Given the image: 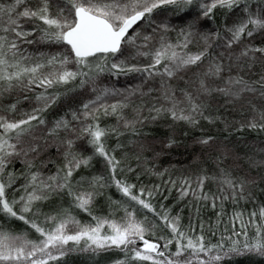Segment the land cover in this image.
I'll use <instances>...</instances> for the list:
<instances>
[{"label":"trees","instance_id":"16d2710c","mask_svg":"<svg viewBox=\"0 0 264 264\" xmlns=\"http://www.w3.org/2000/svg\"><path fill=\"white\" fill-rule=\"evenodd\" d=\"M118 1L0 0V167L15 210L0 205V233L41 247L65 225L131 221L136 244L42 264H264V0ZM82 7L114 27L144 17L118 54L78 59L63 35ZM80 182L100 191L88 211ZM16 193L53 212L24 211ZM143 242L167 261L140 257Z\"/></svg>","mask_w":264,"mask_h":264},{"label":"rangeland","instance_id":"374dc122","mask_svg":"<svg viewBox=\"0 0 264 264\" xmlns=\"http://www.w3.org/2000/svg\"><path fill=\"white\" fill-rule=\"evenodd\" d=\"M82 8L94 15H100L88 8ZM134 14H137V12L132 13L129 17ZM102 18L106 19L112 25L108 18ZM119 27L120 26L114 28L117 30ZM9 76H11L9 69L5 66L2 67V69H0V81H9ZM86 167L88 169V163L85 162L81 165L80 171L83 172ZM82 182H80V184L76 187L74 194L77 195L76 198L79 203L80 201L82 202V204H79L80 207L82 205L83 210L86 211L87 207H95V202L98 199L100 191L93 189L92 185H89L87 182ZM7 189H9V170L4 167H0V205L2 212L6 211L9 214V211L13 212L15 210H12L9 205V193L7 192ZM47 198L48 197H44L40 207H29L27 198L25 196H20L19 193H16L12 201L17 202L18 204L21 203V207L24 211L33 209L32 212H39L38 214H43L44 217H48L53 211L50 210L48 206H44L45 199ZM51 201L52 198L50 197V202ZM100 201L103 204L104 198L100 197ZM70 220H72V218L68 217V221ZM47 225L51 224L47 223ZM116 225L118 226L110 229L109 234H105L103 231L102 226L105 225L93 228L86 226L75 227L72 225H65V227L59 229V231H57L54 235L48 236L41 247L30 245L23 237L15 236L13 233L12 235L15 237L11 238L7 236L9 233L7 235L0 233V264H16L22 259H24L22 264H42L43 256L49 259H58L61 257L60 255L66 253L68 250L77 251L76 247L78 246L81 248L84 245L86 250H104L110 247H119L127 242H133L136 244V242L141 240L140 237L143 235V228L140 225H136L131 221ZM136 247L138 255L144 259L161 263H165L167 261L166 257L163 256L164 253L162 250L157 251L156 253L152 252L151 254H148V252L144 251V249L149 246H147L144 242ZM186 260H190V258Z\"/></svg>","mask_w":264,"mask_h":264},{"label":"water","instance_id":"95a60500","mask_svg":"<svg viewBox=\"0 0 264 264\" xmlns=\"http://www.w3.org/2000/svg\"><path fill=\"white\" fill-rule=\"evenodd\" d=\"M75 15L76 24L64 33L63 40L79 59L118 51L123 39L143 20L142 14L135 15L116 30L106 19L84 8L77 9ZM153 249L154 245H150L144 251L151 252Z\"/></svg>","mask_w":264,"mask_h":264},{"label":"bare ground","instance_id":"6f19581e","mask_svg":"<svg viewBox=\"0 0 264 264\" xmlns=\"http://www.w3.org/2000/svg\"><path fill=\"white\" fill-rule=\"evenodd\" d=\"M120 6H122V7H124L125 6V2L123 1V0H120V1H118L117 2ZM91 14H93V13H91ZM138 14H142V13H137V14H134L133 16H135V15H138ZM143 15V14H142ZM97 16V15H96ZM133 16H131V17H133ZM131 17H129V18H131ZM143 17H144V15H143ZM128 18V19H129ZM127 19V20H128ZM143 21V20H142ZM142 22H140L139 24H141ZM123 25V24H122ZM122 25L120 26V27H122ZM113 26V25H112ZM119 27V28H120ZM118 28V29H119ZM136 28V27H135ZM135 28H133V30L123 39V41H122V43H121V47L119 48V50L118 51H116V52H106V53H97V54H95V55H93V56H90V57H85V58H92V57H96V56H100V55H105V54H118L119 52H120V50H121V48H122V46H123V44L125 43V41L127 40V38L129 37V35L134 31V29ZM75 56V55H74ZM76 57V56H75ZM77 58V57H76ZM79 59V58H78Z\"/></svg>","mask_w":264,"mask_h":264}]
</instances>
